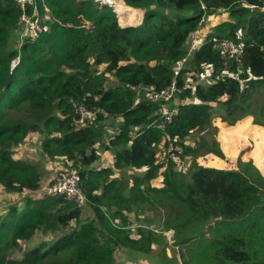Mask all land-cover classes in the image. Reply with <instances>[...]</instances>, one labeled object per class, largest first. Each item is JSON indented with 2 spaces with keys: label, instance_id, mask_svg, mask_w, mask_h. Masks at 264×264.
I'll return each mask as SVG.
<instances>
[{
  "label": "trees",
  "instance_id": "1",
  "mask_svg": "<svg viewBox=\"0 0 264 264\" xmlns=\"http://www.w3.org/2000/svg\"><path fill=\"white\" fill-rule=\"evenodd\" d=\"M131 8L138 17L142 11L140 23L121 25L117 16H133ZM220 10L228 19L182 61L190 33ZM31 12L47 28L14 46L20 16ZM215 38L238 43L240 60L222 56ZM204 72L210 80L202 83ZM172 81L180 88L172 97H150ZM74 104L93 116L81 119ZM216 113L221 122L249 115L264 126V0H116V9L97 0H32L24 10L0 0V186L23 197L0 213V264H136L118 263L115 252L154 247L159 264H264L263 174L251 159L238 157L234 169L196 161L224 157ZM221 124L228 152L226 129L239 130L240 144L249 134L240 121ZM32 132L43 155L78 172L86 219L73 200L23 195L40 187L41 172L16 159L13 147ZM260 134L250 148L257 163L264 158ZM169 142L182 151H167ZM102 148L111 163H97ZM139 214L132 236L129 216ZM170 230L179 248L168 257L162 233ZM37 231L54 236L14 257Z\"/></svg>",
  "mask_w": 264,
  "mask_h": 264
},
{
  "label": "rangeland",
  "instance_id": "2",
  "mask_svg": "<svg viewBox=\"0 0 264 264\" xmlns=\"http://www.w3.org/2000/svg\"><path fill=\"white\" fill-rule=\"evenodd\" d=\"M97 1H102L103 3L110 4L111 6L114 7V9H116V0H108V1L107 0H97ZM131 12H134V10L132 8H131ZM33 13L34 12H31V14H27L26 16H31V15H33ZM135 13L136 12H134L133 16H131V15L128 16L125 13H123V17H118L117 16V10L115 11L117 19H118L119 23L122 25H138L140 23L142 13L138 12V14L140 13L139 17ZM226 19H228V15H227V12L223 11V10L217 11L214 14L212 13L209 15H205L203 23L200 27V36L202 38H205L206 35L211 30H213V28L216 25L222 23ZM27 34H30V29L29 28L24 29L23 25L19 24V29L16 30V32H14V36L12 37V44L14 46L18 45L19 42L22 41ZM101 69H102V66L99 67V70H101ZM106 75H107V81L114 82V80H115L114 77H112L110 74H106ZM186 80L188 82L189 78L187 77ZM198 80H199V82L205 83V82L209 81L210 78L204 72L198 76ZM172 104L173 103H170V105H172ZM216 112L219 113L221 111L218 110ZM217 113H216V115H217ZM85 118H90V117H85ZM217 119L220 120L219 115H217L216 117L213 118L214 124H215V122L217 123V121H218ZM108 122L110 124L111 122H113V120L109 119ZM112 130H113L112 127L108 128L109 132H111ZM217 133H218V130H217ZM217 133H216V135H217ZM192 136L193 137L189 138L187 140V142L189 144L193 143V145H194V141L196 139V136H195V134H192ZM39 140H40V134L38 132H32L31 134L26 136V138L21 143H19L18 145L13 147V151H14L13 155L16 159L24 161V162H31V163L35 164L41 172L40 187L36 190H33V191H24L23 192V195H28L32 198L43 197L44 194L42 193L40 188H42L43 186H45L49 182H51V180L55 177V175L60 170L67 169L66 166H64L63 160L60 157H57L54 159H48L45 155L42 154L40 144H39ZM244 140H246V139H244ZM250 143H251V145L248 146V145H245L246 143L243 142V146H241L240 148L243 150L244 149H250L251 146L254 144V141L251 140ZM103 150L104 149L102 148V151H99L100 157H99L97 163L104 164L105 162H107L108 158H110V156H111L110 151H105V150L103 151ZM156 152H158L157 153L158 159H161V157L163 155L161 144L158 145V149H156ZM224 156L225 157H219L218 158L217 156L214 157L213 154L208 153V154H204V155H200V156L196 157V161L199 164L205 165V166H209L208 164H211L210 167H215V168H221L222 166H223V168H232V169L236 168V160H237L238 155H235L233 157H228L224 154ZM212 157L217 158L218 160L221 159L222 164H221V162L211 163ZM238 157L241 158V156H238ZM184 165H185V163L180 164V165L178 164L177 166H179L180 168H183ZM129 172L131 173L132 171H127V173H129ZM125 177L129 178L130 176L128 174H125ZM14 202H17L18 205L19 204L22 205V202H23L22 194L8 192V191L4 190L2 188V186H0V213L4 212L7 209L8 205L12 204ZM80 207H81V218L86 219L89 216L90 210H89L88 206L85 205L84 203L82 205H80ZM142 217H143V214H139L137 216L138 219H135L132 215L129 216V220H132V224H131L132 236L137 235L136 224H138L140 222ZM144 220H146V219L144 218ZM116 222H118V221L116 220ZM162 235L164 237V241L167 243L168 257L173 256L179 247L171 246V243H172V232H171V230L163 232ZM53 236H54V234H52L50 232L42 233L40 231H37L36 233H34V235L30 239L21 240L19 242L18 250L14 251V253L12 255L14 257H16L22 251L30 248L33 245H36L39 241H41L43 239L50 240ZM158 249H159V247H154L153 251L149 252L148 254L139 253V252L130 251V250H117L115 252V257H116V260L118 263L132 262V263H136V264H159L158 257L156 255V252L158 251ZM179 262H180V258L178 259V261H176L175 264H179ZM170 263L171 262H169L167 264H170Z\"/></svg>",
  "mask_w": 264,
  "mask_h": 264
},
{
  "label": "built area",
  "instance_id": "3",
  "mask_svg": "<svg viewBox=\"0 0 264 264\" xmlns=\"http://www.w3.org/2000/svg\"><path fill=\"white\" fill-rule=\"evenodd\" d=\"M31 1L32 0H16L17 4L22 10H24L25 4L28 2L30 3ZM18 23L22 24L24 27H26V29H30V39H34L38 35V32L47 28L46 25H40L36 17L26 16L24 13L21 14ZM204 39L205 38L200 36V29L193 30L186 40V54L185 57L182 58V61L188 57H191L192 53L203 44L205 41ZM215 45L225 58L228 59L235 57L237 60H240L242 48L238 43L228 38H222L219 40L216 39ZM17 61L18 56L11 60V65H15ZM180 67L181 63L175 67V73H177V69ZM179 90L180 88H177L175 83L172 81L161 91H152L150 97L153 99L166 100L172 97L175 92ZM74 106L75 111L79 114L81 119L93 116V112L86 109L82 104H74ZM161 114L163 116V120L169 119L171 116V112L166 109H162ZM157 125L162 126L163 121H160ZM166 150L181 152L182 147L178 144L169 142L167 144ZM79 180L80 177L78 172L69 169H62L55 175L51 182L40 188V190L44 195L61 196L64 199L73 200L78 205H82L85 201V195L79 185Z\"/></svg>",
  "mask_w": 264,
  "mask_h": 264
},
{
  "label": "crops",
  "instance_id": "4",
  "mask_svg": "<svg viewBox=\"0 0 264 264\" xmlns=\"http://www.w3.org/2000/svg\"><path fill=\"white\" fill-rule=\"evenodd\" d=\"M140 12L142 13L141 10H140ZM217 120H218L217 123L215 122V125L218 127V133L216 135V138L219 141V144H220V147H221L223 153L226 156H228V157H233L235 155H238V156H241V158L244 159V160L252 159L254 165L261 171V173L264 176V158H263L261 163H257L254 160L253 155L250 153V149H244L243 150V149L240 148L241 146H243V143L240 144V142H242L241 141L242 137H240V136H238L237 134L234 133V131L239 132L238 129H232V128L226 129V131H229V133H231V134H228V138H227V141H228L227 147L230 149L229 152L226 150V144L224 143V140H223L224 134H220L221 130H224V129H222V126H221L222 124L221 123H225L226 125L229 126V125H232V124L234 125L237 121H240L244 125L243 131H248L249 132L248 136L244 137V139H246V140H244L243 142L246 143L245 145L250 146L251 145V143H250L251 140H253L254 143H255L254 132H256L258 134V136H260L261 135L260 133L264 132V130H262V129H264V126L260 125V124L253 123L252 116H249V115H247L244 118H242L241 120H237V121L226 120V121H222L221 122L219 119H217ZM233 133L235 134V142L232 141V134ZM236 142H238V144H235ZM105 151H107V150H105ZM111 156H112V154H111ZM111 156H110V158H108V160L106 159L107 162H105L104 164H106L108 162L111 163V161H112L111 160ZM215 156L216 155H214V157ZM238 156H237V158H238ZM220 162L222 164V160H220ZM211 163H219V161L215 160L214 162H211ZM208 165L211 166V164H208ZM221 168H223V166Z\"/></svg>",
  "mask_w": 264,
  "mask_h": 264
},
{
  "label": "bare ground",
  "instance_id": "5",
  "mask_svg": "<svg viewBox=\"0 0 264 264\" xmlns=\"http://www.w3.org/2000/svg\"><path fill=\"white\" fill-rule=\"evenodd\" d=\"M108 1V0H107Z\"/></svg>",
  "mask_w": 264,
  "mask_h": 264
}]
</instances>
